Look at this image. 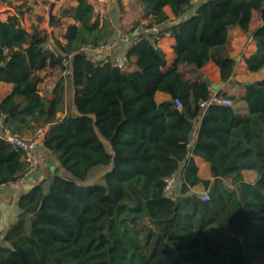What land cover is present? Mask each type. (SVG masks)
Instances as JSON below:
<instances>
[{"label": "trees", "instance_id": "16d2710c", "mask_svg": "<svg viewBox=\"0 0 264 264\" xmlns=\"http://www.w3.org/2000/svg\"><path fill=\"white\" fill-rule=\"evenodd\" d=\"M54 1L42 0L50 31L26 27L23 5L0 19V82L11 85L0 97L3 124L22 136L42 129L41 148L57 161L53 169L41 162L43 177L19 195V212L1 235L0 264H264V78L244 85L240 113L202 107L211 91L200 71L210 61L222 81L230 79L236 62L216 35L236 9L244 27L255 22L251 0H139L149 22L120 66L83 50L115 36L93 2L51 13ZM258 13L249 71L264 67V5ZM155 25L174 39L171 62L158 34L147 31ZM18 40L27 45L26 62L14 52ZM47 68L61 73L52 90L40 88ZM68 88L72 110L58 115ZM155 91L170 99L157 103ZM193 156L208 162L211 179L199 177ZM96 166L109 167L103 182L85 184ZM23 170L21 152L0 138V183ZM178 170L179 192L169 195L164 178ZM242 170L256 178L245 181ZM196 186L207 200L190 191Z\"/></svg>", "mask_w": 264, "mask_h": 264}, {"label": "crops", "instance_id": "0c3cea01", "mask_svg": "<svg viewBox=\"0 0 264 264\" xmlns=\"http://www.w3.org/2000/svg\"><path fill=\"white\" fill-rule=\"evenodd\" d=\"M194 10H191L192 13ZM170 16V10L167 12ZM243 17V12L239 9H236L233 17L227 18L223 20L224 28L221 30L219 34H217V39H221L226 41L229 46V55L235 60V66L233 70V74L228 81H222L219 75L218 67L213 62H207L201 69L202 77L209 81L211 96L214 94H225V96H229L234 101V109L240 113L246 112V104L242 100V95L244 92V85L255 82L264 78V67L260 68L257 71H249L247 64L245 63V58L255 52L256 45L254 40L252 39V30L260 24L259 13L255 15V22L250 21L249 25L244 27L241 24V19ZM176 22L175 20H169L167 26ZM116 36V35H115ZM174 43V39L170 35H166L162 37L158 41V46L165 52L166 58L168 62H171L173 58V52L171 49V45ZM27 45L23 41H15L14 43V52L22 53L25 56V49ZM128 47L124 43H118L113 50L112 54L120 57L122 61L125 60L126 52ZM26 58V56H25ZM135 56L129 57V61L134 60ZM127 67V65H126ZM50 71L51 69L48 68ZM128 69H132L131 66H128ZM45 80V79H44ZM7 83H1L0 87H2V91L0 92V97L5 95L10 91V87L6 86ZM54 84V83H53ZM53 86V85H52ZM51 86V87H52ZM219 86V87H218ZM50 87V88H51ZM218 87V88H217ZM70 99L72 97V88H68L65 91V109L62 113H58L60 115L67 112V104L66 98ZM170 99V95L165 92L155 91L154 100L159 103L163 101H167ZM201 116L198 117L200 121ZM199 121L196 122L195 128L192 132V140L196 137L197 128ZM40 153L43 155H47V152L40 149ZM194 162L197 165V173L199 177L203 179H211V174L209 171L208 162L200 156H193ZM46 159L43 161L46 163ZM50 160H52L50 158ZM41 162V161H40ZM53 166H56L57 163L53 162ZM109 168V167H108ZM44 175V171L42 169L37 170L32 173L28 177L24 178V180L10 189H2L0 190V232L4 231L7 226L13 222L16 218L19 209L17 207V201L19 195L28 191L36 181H39ZM241 175L245 181L252 182L256 178V172L254 170H242ZM226 182H230V177L225 179ZM180 171H177V182L173 185L172 188L175 189L174 196H176L180 189ZM196 189H202L201 186L194 187ZM172 190V189H171ZM0 244H2L1 234H0Z\"/></svg>", "mask_w": 264, "mask_h": 264}, {"label": "rangeland", "instance_id": "374dc122", "mask_svg": "<svg viewBox=\"0 0 264 264\" xmlns=\"http://www.w3.org/2000/svg\"><path fill=\"white\" fill-rule=\"evenodd\" d=\"M90 1L94 4L95 14L102 19H108L110 21L113 27V36L121 30H136V32L139 34L145 31L144 25L149 22V18H146L145 12L142 9V5L139 0H121L120 3L117 2V0ZM75 2L76 0H55L51 13H56L60 5H70L74 4ZM19 5H23L21 7V10L23 11L22 22L26 27H29L30 25H37L40 29H46V31H50L52 29V27L48 25L50 11L49 6L42 2V0H11L10 2H8L7 0H0V19L5 20L8 15L14 14L15 7ZM263 5L264 0H251L254 18L259 8ZM164 10L168 12L169 8L164 7ZM54 32L57 34V28H54ZM20 60L26 62V58L23 54ZM50 72L51 71L48 68L40 72V74L45 77L44 82L40 85L41 89L50 88L53 83L61 77V73L58 72L57 69H54L52 71V74H49ZM6 86L10 87L9 84H6ZM1 89L2 87H0V92L2 91ZM66 104L68 113L72 110L69 97L66 98ZM36 132L31 133L29 131H26L23 136L30 137L33 134H36ZM40 143L37 147L38 159L44 163V159L50 158H48V154L43 155L40 153ZM53 162L57 163L54 157H52V160H50V164H52ZM39 169H42V167H40ZM107 170L108 167L105 166L94 167L88 173V176L84 183H102L103 175ZM174 192L175 189L172 188V190H170L168 194L174 195ZM3 232L4 231H1L0 234L2 235Z\"/></svg>", "mask_w": 264, "mask_h": 264}, {"label": "built area", "instance_id": "2783aa9c", "mask_svg": "<svg viewBox=\"0 0 264 264\" xmlns=\"http://www.w3.org/2000/svg\"><path fill=\"white\" fill-rule=\"evenodd\" d=\"M200 0H191L192 3H197ZM147 31H151L157 33V38L160 40L162 37L166 35H170L168 32L160 33L159 26H153ZM139 33L136 30L132 31H119L116 36L111 38L110 40L93 44L88 43L83 47V50L86 52H90L95 54L98 58L103 56L102 62H112L115 65H122V60L120 57L113 55L112 52L115 49L118 43H124L127 46H132L133 44L138 42ZM43 50L53 51V46L49 43H45L42 45ZM66 64V62L64 63ZM211 103H219L228 106H234V101L228 96H222L221 94H214L208 100L202 102V107H206ZM174 105L177 109L182 108V103L178 98L174 99ZM42 129H38L36 134L25 137L18 133L11 131L6 125L3 124L2 114L0 113V138L9 142L13 145L18 151L21 152V158L24 162V170L23 175L21 177H17L8 182L0 183V190L2 189H10L14 187V185L22 182L25 177L36 172L39 168L40 160L37 157V147L40 143V134ZM187 147H192V140L186 143ZM177 182V172H173L172 174L166 176L164 178V191L168 192L172 189L173 185ZM190 191L196 194L201 200H207L209 198L208 191L205 189H196L194 187L190 188Z\"/></svg>", "mask_w": 264, "mask_h": 264}, {"label": "water", "instance_id": "95a60500", "mask_svg": "<svg viewBox=\"0 0 264 264\" xmlns=\"http://www.w3.org/2000/svg\"><path fill=\"white\" fill-rule=\"evenodd\" d=\"M209 84H211V83H209ZM219 87V86H218ZM217 87V88H218ZM50 90H52V87L50 88ZM46 164L48 165V164H50V159H47L46 160ZM54 168V166L53 165H50V169H53Z\"/></svg>", "mask_w": 264, "mask_h": 264}]
</instances>
